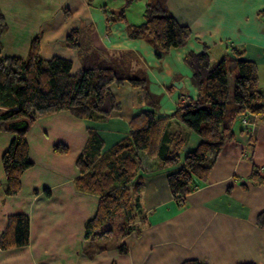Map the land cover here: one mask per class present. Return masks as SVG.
<instances>
[{"label": "crops", "instance_id": "0c3cea01", "mask_svg": "<svg viewBox=\"0 0 264 264\" xmlns=\"http://www.w3.org/2000/svg\"><path fill=\"white\" fill-rule=\"evenodd\" d=\"M148 1L0 0L5 23L2 57L24 59L37 39L40 57L68 59L76 72L91 47L105 52L129 75L147 81V90L127 82L110 85L118 108L104 121L77 119L65 111L38 119V131H30L31 126L27 134L32 166L21 175L15 196L5 194L1 166L14 135L0 127V234L9 216L20 213L29 219L28 244L0 249V264H264V228L256 224L264 212V115L249 116L248 126L239 117L232 122V137L206 182L180 206L171 198L165 177L174 167L159 170L158 157L140 153L141 221L131 223L135 228L129 235L119 234L114 243H93L111 235L84 238V224L95 215L98 199L78 191L74 181L79 176L76 159L90 130L102 140V153L107 152L129 136L131 121L153 104L155 120L165 126L163 136L192 141L189 129L172 114L178 104L198 97L184 60L203 49L211 64L233 61L235 52L253 62L264 97V0H167L168 11L191 36L184 47L166 51L127 36L128 28L144 23ZM121 10L123 18L117 17ZM71 31L78 32V48L64 45ZM232 79L230 74L229 97ZM59 144L67 153L53 151Z\"/></svg>", "mask_w": 264, "mask_h": 264}, {"label": "trees", "instance_id": "16d2710c", "mask_svg": "<svg viewBox=\"0 0 264 264\" xmlns=\"http://www.w3.org/2000/svg\"><path fill=\"white\" fill-rule=\"evenodd\" d=\"M166 3L167 0H149L144 8V23L128 28V38H143L160 51L184 47L191 36L190 29L175 20ZM121 12H116L117 17L123 18ZM4 28L0 14V37ZM77 36V31H71L64 45L78 48ZM89 49L81 58V68L72 72V62L68 59L40 57L37 39L31 41L24 59L2 57L0 45V127L14 135L1 157L7 196L19 193L21 175L32 166L27 132L38 119L65 111L77 119L104 121L118 108L110 85L127 82L147 90L146 79L129 75L102 50ZM235 54L237 59L233 61L222 59L212 64L206 49L185 57L198 97L194 102L178 104L172 118L194 132L199 140L182 160L179 153L185 138L163 136L165 126L155 120L153 104L152 109L142 111L131 121L129 136L107 152L102 153V140L94 131H89L87 143L76 159L79 176L74 181L78 191L98 199L95 215L84 224L85 239L112 235V220L117 214L127 224V231L120 230L122 235H129L135 228L130 224L141 219L137 214L141 211L140 153L147 158L158 157L159 170L174 167L165 177L171 198L180 206L200 182H206L224 143L232 137V122L245 112L264 114L256 66L239 57V53ZM230 74H233L231 97ZM53 151L65 154L67 147L59 144ZM256 224L264 228V212L257 216ZM28 241V217L20 213L9 216L0 234V249L22 247ZM181 264L202 263L187 260Z\"/></svg>", "mask_w": 264, "mask_h": 264}, {"label": "rangeland", "instance_id": "374dc122", "mask_svg": "<svg viewBox=\"0 0 264 264\" xmlns=\"http://www.w3.org/2000/svg\"><path fill=\"white\" fill-rule=\"evenodd\" d=\"M188 130V129H187ZM30 131H34V132H36V131H38L37 130V124L36 123H34L33 125H32V129L30 130ZM188 131H190L191 132V135H192V137H191V139H192V141H187V137L185 138V143H184V145H183V147H182V149H181V151H180V153H179V156H180V158L182 159L183 157H184V155L188 152V151H191L194 147H195V144H196V142H197V136L195 135V133L194 132H192L191 130H188ZM27 134H28V132H27ZM31 141H33V139H31ZM188 148V149H187ZM185 150H187V151H185ZM186 152V153H185ZM161 169H163V168H161ZM143 209H141V211H142ZM141 211H139L137 214H138V217H142V215H141ZM112 226H113V234L109 237V238H102V239H99V240H94V242L93 243H107V242H115V240L116 239H118L119 238V234H120V230L121 229H123V230H125V231H127L126 229H127V224H125V222H124V218L122 217V215L121 214H117L114 218H113V220H112ZM105 227V226H104Z\"/></svg>", "mask_w": 264, "mask_h": 264}, {"label": "built area", "instance_id": "2783aa9c", "mask_svg": "<svg viewBox=\"0 0 264 264\" xmlns=\"http://www.w3.org/2000/svg\"><path fill=\"white\" fill-rule=\"evenodd\" d=\"M264 115V114H263ZM249 116H257V115H255V114H251V113H249V112H245V113H243L242 115H240L239 116V120H240V122L244 125V126H248V124H249V121H248V117ZM197 187H195V189H196Z\"/></svg>", "mask_w": 264, "mask_h": 264}, {"label": "water", "instance_id": "95a60500", "mask_svg": "<svg viewBox=\"0 0 264 264\" xmlns=\"http://www.w3.org/2000/svg\"><path fill=\"white\" fill-rule=\"evenodd\" d=\"M24 127H26V124L24 125Z\"/></svg>", "mask_w": 264, "mask_h": 264}]
</instances>
